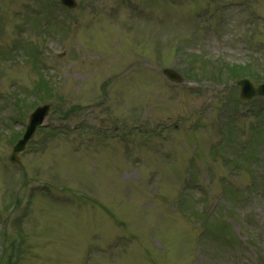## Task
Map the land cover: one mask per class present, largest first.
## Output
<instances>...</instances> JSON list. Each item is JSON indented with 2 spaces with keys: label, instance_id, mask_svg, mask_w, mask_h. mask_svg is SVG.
I'll return each mask as SVG.
<instances>
[{
  "label": "rangeland",
  "instance_id": "374dc122",
  "mask_svg": "<svg viewBox=\"0 0 264 264\" xmlns=\"http://www.w3.org/2000/svg\"><path fill=\"white\" fill-rule=\"evenodd\" d=\"M75 1L0 0V264H264V0Z\"/></svg>",
  "mask_w": 264,
  "mask_h": 264
},
{
  "label": "water",
  "instance_id": "95a60500",
  "mask_svg": "<svg viewBox=\"0 0 264 264\" xmlns=\"http://www.w3.org/2000/svg\"><path fill=\"white\" fill-rule=\"evenodd\" d=\"M61 3L64 6L72 9L75 7V2L73 0H61ZM163 73L173 81H180V77L173 72L172 70H164ZM237 86L240 90V99L241 100H251L255 97H264V84L254 86L248 80H242L237 83ZM48 108L44 107L42 109H38L34 114L31 115L29 123L26 128V132L23 138L18 141L17 144L14 145L12 149V153L10 154L8 160L12 163H18L17 155L23 151L26 143L31 138L32 134L34 133L36 127L40 124L43 117L46 115Z\"/></svg>",
  "mask_w": 264,
  "mask_h": 264
}]
</instances>
